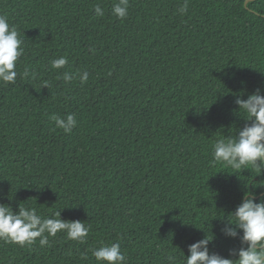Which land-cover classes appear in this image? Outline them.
I'll list each match as a JSON object with an SVG mask.
<instances>
[{"label": "trees", "instance_id": "1", "mask_svg": "<svg viewBox=\"0 0 264 264\" xmlns=\"http://www.w3.org/2000/svg\"><path fill=\"white\" fill-rule=\"evenodd\" d=\"M245 1L188 0L181 15L184 0H129L121 20L116 0H0L24 41L16 82L0 83V203L90 225L83 243L0 240V264H98L114 242L128 264H185L205 235L225 258L240 247L222 218L264 173L215 162L213 146L245 124L235 96L264 91V0ZM68 113L71 133L51 119Z\"/></svg>", "mask_w": 264, "mask_h": 264}, {"label": "clouds", "instance_id": "2", "mask_svg": "<svg viewBox=\"0 0 264 264\" xmlns=\"http://www.w3.org/2000/svg\"><path fill=\"white\" fill-rule=\"evenodd\" d=\"M129 0H116L112 5V14L118 19L128 16ZM97 16H103L104 10L94 5ZM181 15L188 11V0H184L179 8ZM23 39L18 29L9 24L6 15H0V83L14 84L18 75L17 61L23 55ZM68 63L66 56H59L50 63L51 68L61 69ZM80 82L86 83L87 71L78 73ZM26 68L24 78H28ZM63 79L71 81L73 74L63 73ZM48 87V82L42 83ZM238 113L245 120L244 126L233 137L218 139L213 146V160L231 169L241 172L251 165L256 175L264 173V91L257 88L249 93L247 98L242 94L235 96ZM51 119L57 128L65 133H71L77 125L75 115L68 113L61 117L53 115ZM235 173V172H233ZM264 181V180H260ZM251 185V187H250ZM264 188V183L244 185L241 202L236 208L222 218L226 235L238 238L240 247L229 250V258L217 252H210L209 244L214 239L204 236L188 246L185 264H264V194L254 191V188ZM61 210L51 216L44 217L35 208L20 207L14 211L9 204L0 203V240L19 244L31 245L39 238L41 247L49 244V237H55L58 232H66L67 238L80 243L85 241L90 231V225L79 219H63ZM47 234V235H46ZM92 255L98 264H128L126 255L121 251L120 243H102L92 250ZM237 257V258H231ZM172 260V257L168 258Z\"/></svg>", "mask_w": 264, "mask_h": 264}, {"label": "water", "instance_id": "3", "mask_svg": "<svg viewBox=\"0 0 264 264\" xmlns=\"http://www.w3.org/2000/svg\"><path fill=\"white\" fill-rule=\"evenodd\" d=\"M250 1H253V0H246L245 5H247Z\"/></svg>", "mask_w": 264, "mask_h": 264}]
</instances>
